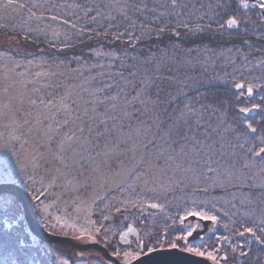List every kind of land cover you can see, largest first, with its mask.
<instances>
[{
  "label": "rangeland",
  "instance_id": "374dc122",
  "mask_svg": "<svg viewBox=\"0 0 264 264\" xmlns=\"http://www.w3.org/2000/svg\"><path fill=\"white\" fill-rule=\"evenodd\" d=\"M87 1L85 6H79L78 0H0V178L10 181L0 184L19 185L33 219L46 233L79 244L97 243L119 264H131L151 252L171 249L211 264H258L248 243L254 240L258 244L261 237L256 233L251 236L245 228L252 223L264 230V147L258 149L261 160L250 161L247 171L235 167V162L232 166L221 165V171L206 170L203 176L196 161L197 168L188 179L194 183L189 186L184 182L182 186L207 197L188 198L181 218L167 222L180 225V231H176L180 227L159 228L166 218L159 214L161 207L140 206L139 214L133 218L119 216L116 208L111 210L112 204L125 202L124 196L113 194V190L123 185L134 163L141 159L132 148L124 150L123 146L140 145L143 137L138 133L126 136L121 121L127 116L116 109V102L125 108L124 99L113 95L111 81L97 89L89 85L90 89L87 81L91 76L74 71L66 74L58 61L46 57L48 47L59 45L62 50L71 41V19L92 21L96 14L106 13L105 19L113 22L110 15L119 11L122 2ZM99 1L107 9H95ZM247 1L245 9H258L256 13L247 12V21L255 26L262 21L258 15L264 11L260 6L264 0H257V5L256 0ZM246 93L251 95L252 91ZM15 145L20 151L16 156ZM56 145L68 147L69 155L72 149L71 165L53 156L44 158L53 152L54 148L48 147ZM84 151L91 152L88 161L83 160ZM114 161L118 172L113 171ZM41 169L47 178L38 176ZM35 172L37 185H33ZM15 194L10 189L0 191V213L6 220L3 234L15 250L20 246L26 254L33 255L31 264H112L95 250L78 251L38 239L29 231ZM202 221L211 224L205 238L188 241L194 232L202 230ZM227 221L235 225L234 233L220 238L219 230L228 232ZM157 243L158 249L147 246Z\"/></svg>",
  "mask_w": 264,
  "mask_h": 264
},
{
  "label": "trees",
  "instance_id": "16d2710c",
  "mask_svg": "<svg viewBox=\"0 0 264 264\" xmlns=\"http://www.w3.org/2000/svg\"><path fill=\"white\" fill-rule=\"evenodd\" d=\"M116 1H122V6L110 15L113 22L105 19L106 13L96 14L92 21L71 19V41L64 47L62 44V50L59 45H50L46 57L58 61L66 74L74 71L91 76L87 85L93 89L111 81L113 95L124 99V109L115 102L118 114L127 116L121 121L126 136L138 133L143 137L140 145L123 146L124 150L132 148L141 159L134 163L123 185L113 190V194H122L125 202L112 204L111 210L116 208L119 216L133 218L139 214L140 206L161 207L159 214L166 218L159 228L180 227L176 229L180 231V225L167 222L181 218L188 198L207 197L182 186L184 182L189 186L194 183L188 179L197 168L196 161L204 176L206 170L221 171V165L232 166L235 162V167L247 171L250 161L261 160L258 149L264 147V11L258 15L262 21L251 26L247 12L256 13L258 9H245L247 0L243 4L240 0ZM85 2L88 1L78 0L79 6H85ZM104 8L107 9L103 1L96 2L95 9ZM231 19L236 20L235 26L229 25ZM248 90L251 95H247ZM14 147L16 156L19 146ZM48 148H54L53 152L44 158L53 156L56 161L63 159L65 164H72V149L69 155L68 147ZM89 154L84 151V161H88ZM115 163L113 171L118 172ZM149 170L155 174L152 176ZM39 171L40 178H47L45 170ZM32 178L33 185H37V173ZM6 180L0 178V182H10ZM4 222L0 213V264H31L33 255L9 244L3 234ZM226 224L228 232L219 230L220 238L234 233L235 225L228 221ZM245 229L251 236L256 233L261 237L260 243L252 240L248 244L258 264H264L263 226L249 223ZM147 246L160 248L159 243Z\"/></svg>",
  "mask_w": 264,
  "mask_h": 264
},
{
  "label": "water",
  "instance_id": "95a60500",
  "mask_svg": "<svg viewBox=\"0 0 264 264\" xmlns=\"http://www.w3.org/2000/svg\"><path fill=\"white\" fill-rule=\"evenodd\" d=\"M255 1V0H250ZM14 190L18 196L20 205L22 207L24 213V219L29 228V231L36 236L38 239L48 244H60L69 246L78 251H86V250H95L99 254H101L102 258L112 264H119L118 260L111 257L108 251L101 245L97 243H89V244H79L72 241L69 238L54 236L46 233L38 223L33 219L31 212L29 210L25 194L19 186L14 184H0V191L2 190ZM195 217H190V220H194ZM202 230L194 232L189 238L188 241H195L201 238L208 231V227L210 225V221H202ZM131 264H211L206 259H202L191 254L178 251L176 249L171 250H161L154 251L149 254H146Z\"/></svg>",
  "mask_w": 264,
  "mask_h": 264
},
{
  "label": "snow or ice",
  "instance_id": "6c2138e0",
  "mask_svg": "<svg viewBox=\"0 0 264 264\" xmlns=\"http://www.w3.org/2000/svg\"><path fill=\"white\" fill-rule=\"evenodd\" d=\"M262 8H264V3H261L260 5ZM229 25H235L237 22L235 19H231L228 21ZM261 152L264 153V149H261ZM212 219H215L214 217Z\"/></svg>",
  "mask_w": 264,
  "mask_h": 264
}]
</instances>
